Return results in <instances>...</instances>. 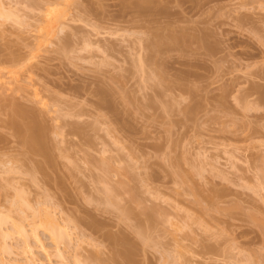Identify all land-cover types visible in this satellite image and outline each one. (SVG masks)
I'll return each instance as SVG.
<instances>
[{
	"label": "rangeland",
	"instance_id": "1",
	"mask_svg": "<svg viewBox=\"0 0 264 264\" xmlns=\"http://www.w3.org/2000/svg\"><path fill=\"white\" fill-rule=\"evenodd\" d=\"M147 1L0 0V264H264V0Z\"/></svg>",
	"mask_w": 264,
	"mask_h": 264
},
{
	"label": "bare ground",
	"instance_id": "2",
	"mask_svg": "<svg viewBox=\"0 0 264 264\" xmlns=\"http://www.w3.org/2000/svg\"><path fill=\"white\" fill-rule=\"evenodd\" d=\"M29 1V0H28ZM48 1V0H47ZM143 1V0H142ZM146 0H144V2H145ZM27 2V1H26ZM40 2V1H39ZM66 2V1H65ZM140 2V1H139ZM151 2H152V0H151ZM151 2L150 1H147V3H150V5H151ZM29 3V2H28ZM45 3H47V2H45ZM50 3H52V2H50ZM67 3V2H66ZM154 3V2H153ZM139 4V3H138ZM145 4V3H144ZM33 5V4H32ZM41 5H42V3H41ZM43 5H44V3H43ZM49 5V4H48ZM40 6V5H39ZM52 6H54V5H52ZM144 6V5H143ZM37 7V6H36ZM35 7V8H36ZM41 7V6H40ZM39 8V7H38ZM45 8V7H44ZM149 9V8H148ZM42 10V9H41ZM48 10V9H47ZM143 10H144V8H143ZM44 12V11H43ZM52 12H53V10H52ZM2 13V12H1ZM41 13V12H40ZM46 13H48V12H46ZM3 14H4V12H3ZM6 15V14H5ZM5 15H3V17L5 16ZM50 15V14H49ZM62 15V14H61ZM65 16V15H64ZM53 17H54V15H53ZM57 17V16H56ZM74 17V16H73ZM7 20V19H6ZM50 21H52V23L54 22L53 20H51V18L49 19ZM49 20H47L46 22H49ZM61 32V31H60ZM50 34V33H49ZM56 34V33H55ZM160 38V37H159ZM158 38V39H159ZM161 40V39H160ZM167 40V39H166ZM165 40V41H166ZM173 40V39H172ZM162 41V40H161ZM162 43H163V41H162ZM164 43H166V42H164ZM175 44V43H174ZM158 45V44H157ZM156 45V46H157ZM160 45H162V44H160ZM166 45H167V43H166ZM67 46V45H66ZM159 46V45H158ZM168 46H169V44H168ZM161 47V46H160ZM164 47H165V45H164ZM153 48V47H152ZM162 48V47H161ZM160 48V49H161ZM157 49V48H156ZM152 52V51H151ZM10 56V55H9ZM151 57V56H150ZM19 59V58H18ZM7 61V60H6ZM10 61V60H9ZM150 61V60H149ZM12 62V61H11ZM152 63V62H151ZM15 64V63H14ZM102 91V90H101ZM10 92V91H9ZM98 93V92H97ZM105 93V92H104ZM112 93V92H111ZM112 95V94H111ZM4 97H6V96H4ZM10 97V96H9ZM107 97H108V95H107ZM111 97V96H110ZM2 98V97H1ZM10 99V98H9ZM104 99V98H103ZM2 100V99H1ZM101 100V99H100ZM5 100L3 99V103H4V105H5V103L7 102H4ZM12 101V100H11ZM17 103V102H16ZM38 104V103H37ZM102 105V104H101ZM11 106H14L13 105V103H12V105ZM22 106V105H21ZM28 106V105H27ZM100 106V105H99ZM2 107V106H1ZM44 107V106H43ZM104 107V106H103ZM109 107V106H108ZM4 108V107H3ZM15 108V107H14ZM14 108H12L13 109V111H14ZM17 108V109H16ZM16 110L14 111L18 116H17V118L19 117V115L21 116V117H23L22 118V120L24 121V123L22 122V123H19L18 121H16V119H12V121H10V124H11V126L15 129V131L18 133V134H20L21 136H23V138H25V141H27L28 140V143L29 144H31L32 146H35L37 143H38V145H39V143L45 138V137H43L44 135V131L46 130V128H45V130L43 131L42 130V128L40 127L41 126V124H40V126L36 123L37 121L33 118L32 119V116H30L31 114H35V113H31L30 111H29V113H28V110L26 111V109H24L23 110V108L21 109V108H18V106H17V104H16ZM28 108V107H27ZM45 108V107H44ZM9 109H10V107H9ZM8 109V110H9ZM101 109V108H100ZM5 110H6V108H5ZM6 112H7V110H6ZM36 112V111H35ZM11 114V113H10ZM28 114H30L29 116H28ZM16 116V115H15ZM16 118V117H15ZM35 118H36V116H35ZM38 119V118H37ZM11 120V119H10ZM19 120V119H18ZM9 121V120H8ZM36 121V122H35ZM5 122V121H4ZM6 123V122H5ZM8 123H6V125H7ZM75 125V124H74ZM8 126V125H7ZM44 126V125H43ZM73 126V125H72ZM9 128V127H8ZM12 128V129H13ZM80 129V128H79ZM13 131V130H12ZM74 131V130H73ZM73 131H72V133H73ZM56 132V131H55ZM93 132V131H92ZM78 133V132H77ZM12 134H14V133H12ZM46 134H48V133H46ZM17 135V134H16ZM20 135H18V136H20ZM46 136V135H45ZM81 136V135H80ZM43 137V139H41ZM48 137V136H47ZM83 138V137H82ZM24 140V139H23ZM86 140V139H85ZM43 142H45V141H43ZM27 143V142H26ZM20 144H21V142H20ZM23 144V143H22ZM28 144V146H31V145H29ZM89 144V143H88ZM26 145V144H25ZM90 145V144H89ZM41 146H42V143H41ZM45 146V145H44ZM26 148V147H25ZM38 148V147H37ZM36 150V149H35ZM27 151V150H26ZM36 152V151H35ZM38 152H39V149H38ZM37 152V153H38ZM41 152V151H40ZM34 153V152H33ZM43 153H44V151H43ZM4 154V153H3ZM3 154H0V155H3ZM5 155V154H4ZM3 155V156H4ZM44 155V154H43ZM9 156H10V154H9ZM30 156V155H29ZM42 156V155H41ZM0 157H2V156H0ZM8 156H7V154H6V156H5V158H7ZM25 157V156H24ZM46 157V156H45ZM1 159V158H0ZM4 160V159H3ZM8 159H6V161H7ZM13 160V159H12ZM2 161V160H1ZM15 161V160H14ZM39 161V160H38ZM10 162L12 163V161L10 160ZM9 162V163H10ZM18 162V161H17ZM103 162H104V160H103ZM6 163V162H5ZM51 163H53V162H51ZM105 166V165H104ZM18 169V168H17ZM17 169H16V171H17ZM55 169V168H54ZM10 171L12 172V170H11V168H10ZM138 190V189H137ZM150 213V212H149ZM127 216V215H126ZM47 217V222H45L46 223V225L48 226V232H50V235L53 237H51L52 238V240L54 239V241L53 242H55V241H58L59 239H61V241L63 240V234L65 235V232H62V229H61V226L57 223V220L56 219H54V218H49L48 216H46ZM21 232H23L24 234H26V230L24 229V227H22L21 228ZM59 233V234H58ZM63 233V234H62ZM66 235H68V233H66ZM8 237V233H4L3 232V230L2 229H0V242H1V249L3 248H5V240H6V238ZM124 237V236H123ZM57 238V239H56ZM116 238V237H115ZM117 240H118V238H117ZM120 240V239H119ZM124 240V239H123ZM61 241H58V243L60 242L61 243ZM119 242V241H118ZM121 242V241H120ZM119 242V244H121ZM63 243V242H62ZM114 243H116V242H114ZM55 244H57V242H55ZM127 244V243H126ZM118 246V245H117ZM132 246V245H131ZM6 249V248H5ZM118 250V249H117ZM126 251L128 250L129 252H127V253H125V252H123V253H125V254H128V253H130V250L129 249H125ZM120 251H122V250H120ZM118 253H119V251H118ZM117 253V254H118ZM116 254V255H117ZM122 254V253H121ZM118 256H119V254H118ZM123 256V255H122ZM128 256V255H127ZM31 256H29V258L27 259V262H28V264H36L35 262H34V259H33V257H31ZM123 257H126V255H124ZM130 257V256H129ZM95 259V258H94ZM119 259H121V258H119ZM126 259V258H125ZM124 260V259H123Z\"/></svg>",
	"mask_w": 264,
	"mask_h": 264
}]
</instances>
